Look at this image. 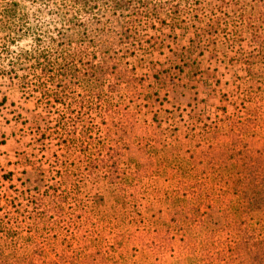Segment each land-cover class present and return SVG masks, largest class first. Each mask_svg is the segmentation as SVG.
<instances>
[{
  "label": "rangeland",
  "instance_id": "374dc122",
  "mask_svg": "<svg viewBox=\"0 0 264 264\" xmlns=\"http://www.w3.org/2000/svg\"><path fill=\"white\" fill-rule=\"evenodd\" d=\"M94 3L86 19L73 0H0V252L240 264L221 218L250 237L242 201L184 195L153 163L191 156L201 171L199 151L216 142L264 158L250 140L251 127L264 140V0H132L115 15ZM99 68L109 77L93 79Z\"/></svg>",
  "mask_w": 264,
  "mask_h": 264
},
{
  "label": "trees",
  "instance_id": "16d2710c",
  "mask_svg": "<svg viewBox=\"0 0 264 264\" xmlns=\"http://www.w3.org/2000/svg\"><path fill=\"white\" fill-rule=\"evenodd\" d=\"M139 1L141 5L144 4V0ZM73 3L80 5L82 10L81 13H83L86 19H88L89 16H93L91 10L96 6L94 0H73ZM102 3L108 5L114 15V10L121 9L123 11L134 8L132 0H102ZM15 7H18L17 3L10 6L12 9L9 13H14L13 16L16 14V10L13 9ZM83 25L81 21L77 22L78 28L82 29L84 27ZM43 62V64H45L43 67H46L49 63V61L46 60ZM92 66L96 67L93 64ZM110 74L108 69L99 68L92 76L93 79L98 80L109 77ZM157 98L158 97H155L154 100H157ZM146 104L147 103H144V105ZM215 127L217 126L215 125ZM262 128L264 129V127ZM250 132V134H252V137L250 136V138H252L250 139L251 145H260L262 147L264 145V140L254 134L253 127H251ZM200 146L202 145L196 143L197 148H200ZM203 147L204 150L199 151V153L203 156L204 160L197 162V164L201 166V171H198V169L194 170L193 166H190V163L187 162L192 158L191 156L184 159L185 161L179 160L178 164H176L177 167L170 164L166 165L168 171L164 169L165 165H162V161L157 159L154 161L153 166L157 171L158 177L163 180L176 177L179 178L178 181L182 185V192L184 195L187 192L192 193V191H190L191 187L200 186L209 198H211L210 196L226 194L232 195L238 198L239 201H242L239 213L244 217H248L249 220L254 221L253 228L249 229L252 235L250 237L246 235L248 227L246 228L239 219L229 220L223 217L221 218V227L227 231V234H232L234 229L237 230L236 237L230 235V238L235 246V250L239 252L238 257L240 264L244 262V250L247 249V239L245 236L252 240L249 246V253L251 255L250 264H264L263 257H261V255H264L261 254V251L264 253V169L259 168L260 160L264 158L261 150L246 143L237 142L209 143L206 146L203 144ZM161 153L164 154V157L168 156L164 151ZM205 168L207 169L206 171ZM192 169L193 171L191 172ZM182 178H184L185 182L190 180L191 183H188L190 185L184 183ZM261 231H263V233H261ZM0 264L21 263L18 262V259L14 255L7 257L0 252ZM25 264L80 263L76 253H60L53 258L45 256L39 263L28 262Z\"/></svg>",
  "mask_w": 264,
  "mask_h": 264
}]
</instances>
